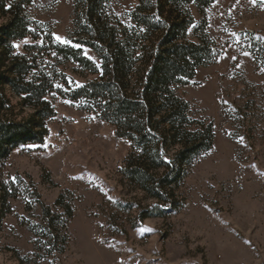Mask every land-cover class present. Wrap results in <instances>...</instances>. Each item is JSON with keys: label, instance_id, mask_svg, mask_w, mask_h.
<instances>
[{"label": "rangeland", "instance_id": "rangeland-1", "mask_svg": "<svg viewBox=\"0 0 264 264\" xmlns=\"http://www.w3.org/2000/svg\"><path fill=\"white\" fill-rule=\"evenodd\" d=\"M134 5L113 0L112 10L127 22ZM32 14L69 42L73 0H35ZM207 17L218 58L179 93L193 118L213 122L215 141L180 188L185 207L165 219L138 222L139 207L154 201L121 182L129 142L95 115L57 99L44 144L16 149L0 163V181H24L0 222V264H264V62L255 61L246 35L264 38V4L217 0ZM85 54L100 65L92 50ZM75 69L65 67L78 82L98 78ZM35 190L53 210L61 193H72L63 254L47 258L35 246L30 225L42 219Z\"/></svg>", "mask_w": 264, "mask_h": 264}, {"label": "trees", "instance_id": "trees-1", "mask_svg": "<svg viewBox=\"0 0 264 264\" xmlns=\"http://www.w3.org/2000/svg\"><path fill=\"white\" fill-rule=\"evenodd\" d=\"M34 1L0 0V163L16 149L44 144L57 116L55 101L62 99L129 142L121 182L154 201L139 207L138 222L178 213L186 204L184 180L215 141L213 122L193 118L179 89L218 58L207 17L217 0H134L127 22L113 12V0H73L68 43L57 41L51 27L33 16ZM246 35L262 65L264 38ZM27 39L21 52L14 47ZM68 64L78 66L75 73L98 78L78 82L65 70ZM25 110L31 113L22 118ZM45 177L51 182L49 173ZM23 182L0 181V222ZM32 194L42 210L41 222L30 225L36 248L47 258L63 254L74 215L72 193H61L55 210L36 190Z\"/></svg>", "mask_w": 264, "mask_h": 264}, {"label": "snow or ice", "instance_id": "snow-or-ice-1", "mask_svg": "<svg viewBox=\"0 0 264 264\" xmlns=\"http://www.w3.org/2000/svg\"><path fill=\"white\" fill-rule=\"evenodd\" d=\"M237 2H239V0H237ZM259 2L261 3V4H264V0H259ZM250 3H252V4H256L257 3V0H250ZM234 35V34H233ZM56 38V40H58V41H60L61 43H67V41H64L61 37H59V36H56L55 37ZM25 43H27V41H25ZM14 47H18V45H14ZM78 47V46H77ZM245 55H248V53H245ZM148 231H150V230H148Z\"/></svg>", "mask_w": 264, "mask_h": 264}]
</instances>
